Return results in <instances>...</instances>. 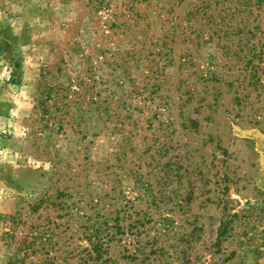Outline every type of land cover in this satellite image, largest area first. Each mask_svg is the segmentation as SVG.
<instances>
[{
    "label": "rangeland",
    "instance_id": "obj_1",
    "mask_svg": "<svg viewBox=\"0 0 264 264\" xmlns=\"http://www.w3.org/2000/svg\"><path fill=\"white\" fill-rule=\"evenodd\" d=\"M130 1L0 0V264H264V0Z\"/></svg>",
    "mask_w": 264,
    "mask_h": 264
},
{
    "label": "trees",
    "instance_id": "obj_2",
    "mask_svg": "<svg viewBox=\"0 0 264 264\" xmlns=\"http://www.w3.org/2000/svg\"><path fill=\"white\" fill-rule=\"evenodd\" d=\"M180 0H176L175 3H172V7H170V11L172 10V8L176 5L177 2H179ZM140 4H146V9H138V5ZM124 7L125 10L124 11H128L129 12V17L132 18V22L137 23L138 19L142 17V15H144L149 8H153L155 7L154 4V0H131L129 3H124ZM160 10L164 9L163 7H159ZM168 11V10H166ZM189 15L192 14L191 11H189L188 13ZM139 23V22H138ZM146 29L149 27L148 22L146 21L145 23ZM137 26V25H136ZM179 24L177 23H173L171 25V28L169 26H167L166 30H165V34L169 33L171 35H173V37L176 34V29L178 28ZM146 29L144 31H146ZM163 38H170L168 35H164ZM174 39V38H173ZM59 90L53 88V87H45L44 92H42V95H40V99L38 100L40 104L45 105L46 100L52 98V95L54 92H56ZM112 221L115 220L116 222V227L118 229H125L126 227L121 225V221L123 220L122 218H120L119 216H117L114 219H111ZM125 220V217H124ZM229 221H221L220 227L217 231V239L215 241L216 246H220L222 241L225 240L227 233H228V228H229ZM115 228V226H114ZM101 232H102V228H101ZM100 232V233H101ZM105 233V232H104ZM93 238V240H92ZM115 238L114 233H106L104 234L103 237L99 236V233L97 232L96 235H93L91 237H89V239L91 240V246H92V250H90L89 252V256H92L93 254L96 255V259L97 260H103L104 256L106 254H109L110 252V243L112 242V240ZM93 258V257H92ZM86 264V263H85Z\"/></svg>",
    "mask_w": 264,
    "mask_h": 264
},
{
    "label": "clouds",
    "instance_id": "obj_3",
    "mask_svg": "<svg viewBox=\"0 0 264 264\" xmlns=\"http://www.w3.org/2000/svg\"><path fill=\"white\" fill-rule=\"evenodd\" d=\"M7 78V79H11V73L7 71L6 68H4V66L2 64H0V78Z\"/></svg>",
    "mask_w": 264,
    "mask_h": 264
}]
</instances>
